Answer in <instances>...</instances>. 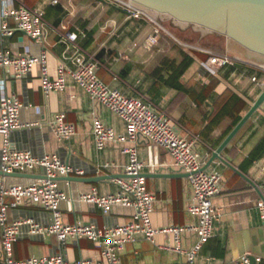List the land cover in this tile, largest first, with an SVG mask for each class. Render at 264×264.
Returning <instances> with one entry per match:
<instances>
[{"label":"crops","instance_id":"1","mask_svg":"<svg viewBox=\"0 0 264 264\" xmlns=\"http://www.w3.org/2000/svg\"><path fill=\"white\" fill-rule=\"evenodd\" d=\"M56 1L52 4L51 0H0V7L7 2L12 8L24 6L42 10L44 14L42 45L14 30L7 37L0 35V49L35 56L44 49L52 78L56 77L60 63L76 68L89 57L95 58L100 63L98 75L105 84L148 103L167 115L178 132L195 138L203 166L261 92L258 83L252 81V77L258 81L263 79L261 68L247 63L225 66L213 74L201 52L180 77L184 91H178L164 84L160 75H166L167 61L179 63L181 53H192L176 48L177 38L169 31L161 32L157 43L148 46L146 39L154 29V23L148 19L133 18L98 0ZM6 21L10 27L14 26L13 19ZM173 28L182 33L190 31L197 36L194 44L211 51L219 49L205 41L222 40L220 51L226 53L222 37L202 35L191 28ZM70 32L78 34L77 40L67 38ZM86 36L90 43L84 46ZM0 94L16 95L22 103L20 121L35 124L12 131L6 138L0 136V144L6 142L10 150L29 151L37 157L55 155L73 169L70 179L57 181V187L66 194L59 206L65 223L104 228L122 225L131 219L129 208L114 206L103 213L98 206L78 199L80 194L92 189L102 194L116 191L111 176L123 174L127 156L122 149L126 146H134L145 164V186L155 196L152 226L156 229L190 226L196 221L187 212L191 198L187 180L171 167L165 151L142 139L136 143L109 142L102 150L95 148L91 134L94 115L117 137L125 138V123L92 101L71 80H67L63 91L44 95L37 67L22 79L13 78L10 70L0 69ZM54 114H62L64 121L74 126L75 134L70 139L58 140L50 131L47 122ZM220 155L224 162L215 158L207 166L220 175V192L214 198L220 215L214 222L213 236L198 252L194 264H227L243 254H248L251 264H264V223L256 208L260 198L258 187L264 183V103L245 121ZM42 173V168L37 167L23 176H4L2 180L6 185L26 184ZM8 218L9 221L33 218L41 224L50 222V214L31 204L10 209ZM194 240V232L186 230L181 245L189 248ZM168 244H172V236L167 232H158L154 243L140 236L119 253L121 264H188L185 255L161 248ZM57 253L70 261L99 257L95 243L86 238L60 245L53 236L27 235L18 237L12 248L15 259Z\"/></svg>","mask_w":264,"mask_h":264},{"label":"built area","instance_id":"2","mask_svg":"<svg viewBox=\"0 0 264 264\" xmlns=\"http://www.w3.org/2000/svg\"><path fill=\"white\" fill-rule=\"evenodd\" d=\"M105 1L126 9L133 18H145L154 23L153 32L146 39L148 46L157 43L161 32L169 33L160 22L133 8L127 0ZM56 2L51 0L52 4ZM43 16L42 10H30L24 6L12 8L4 2L0 7L2 20L0 35L7 37L17 30L42 45ZM9 18L14 21L13 27H10L6 21ZM66 36L70 41H75L79 37L74 32L67 33ZM175 41L185 50L204 53L206 55L204 63L213 74H217L225 66L246 64L225 52L216 53L178 39ZM34 67L38 69L40 88L44 95L63 91L67 80H71L92 101L123 120L126 126L125 138L117 137L97 115L93 116L91 134L97 150H102L109 142L128 140L136 143L142 139L147 144L165 151L171 159V167L186 174L185 178L191 190L187 212L195 217L196 221L190 226L171 225L162 229L152 226L151 214L155 196L145 186L143 175L145 164L139 159L134 146H126L122 149V153L127 156L123 174L112 178L116 191L102 194L92 189L89 193L80 194L78 199L98 206L103 213H108L114 206L129 208L132 210L131 219L125 224L104 228L65 223L59 206L65 201L66 194L57 187V178L69 176L73 169L55 155L45 154L37 157L29 151L10 150L5 142L0 144L2 173L24 174L37 167L42 168L43 173L26 184L12 185L4 184L2 180L4 176L0 175V264H121L119 253L126 244L134 243L140 236L154 243L158 232H167L172 236V244L161 246V248L183 254L188 264H194L198 252L213 236V225L220 215V209L214 203V198L220 192V175L214 169L203 168L196 139L178 132L172 120L163 112L157 111L139 98L126 96L118 89L105 84L98 75L100 63L93 57H89L76 68L60 63L56 77L52 78L44 49L41 48L37 56L0 49V69L10 70L13 78H25ZM261 70L264 73V69ZM252 81L258 83L261 92L264 91V77L261 81L252 77ZM21 108L22 103L16 95L0 94V136L6 138L12 131L35 125L20 121ZM47 125L52 134L61 141L68 140L75 134L74 126L65 122L62 114H54ZM258 191L260 198L256 208L260 220L264 223V183L258 187ZM25 204L34 205L50 214V222L41 224L33 218L9 221V210ZM186 230H191L195 234V240L189 248H183L181 245L182 234ZM27 235L53 236L60 245L70 240L86 238L95 243L99 250V257L70 261L57 253L15 259L12 254L13 243L18 237ZM227 264H251V262L248 254H243Z\"/></svg>","mask_w":264,"mask_h":264},{"label":"water","instance_id":"3","mask_svg":"<svg viewBox=\"0 0 264 264\" xmlns=\"http://www.w3.org/2000/svg\"><path fill=\"white\" fill-rule=\"evenodd\" d=\"M115 10L130 15L124 8L105 0H98ZM130 5L155 21H169L180 29L191 28L204 34L222 37L226 53L234 58L264 69V0H127ZM240 65V64H236ZM264 103L262 91L248 111L215 149L207 168L215 158L223 161L220 153L245 121ZM224 162V161H223ZM179 175L186 174L176 171ZM2 176H23L22 173H2ZM122 176V175H121ZM120 176H111L116 178ZM59 177L57 180L67 179ZM110 178V177H109ZM70 179V178H69Z\"/></svg>","mask_w":264,"mask_h":264},{"label":"trees","instance_id":"4","mask_svg":"<svg viewBox=\"0 0 264 264\" xmlns=\"http://www.w3.org/2000/svg\"><path fill=\"white\" fill-rule=\"evenodd\" d=\"M86 37L87 38L85 42L83 43L84 46L90 43L89 37L88 36ZM187 51L191 52L192 54H186L185 52L181 53V60L179 63H176L174 61H167L165 65L166 75L162 74L160 75V78H159L164 84L168 85L169 87L175 88L178 91H184L183 85L180 83V80H179L180 77L183 75L186 69L191 65V63L193 62L194 56L199 55V52H193V50H187ZM202 57L205 59L206 55L202 54Z\"/></svg>","mask_w":264,"mask_h":264},{"label":"rangeland","instance_id":"5","mask_svg":"<svg viewBox=\"0 0 264 264\" xmlns=\"http://www.w3.org/2000/svg\"><path fill=\"white\" fill-rule=\"evenodd\" d=\"M164 24V27L178 40L183 41L185 43H189L194 45V42L196 41L197 36L192 34L190 31L188 32H184L182 33L181 31H178L177 29L173 28V26L171 25V23L169 21H163L161 22ZM211 40V41H210ZM222 40H218V39H209L208 41H205V43L211 44V45H215L219 50H212L213 52L216 53H222L220 50H223V44H222ZM173 45V43H171ZM196 45V44H195ZM213 45V47H215ZM176 48H179L178 44L174 45ZM199 46V45H198ZM202 47V46H200ZM203 48V47H202Z\"/></svg>","mask_w":264,"mask_h":264}]
</instances>
